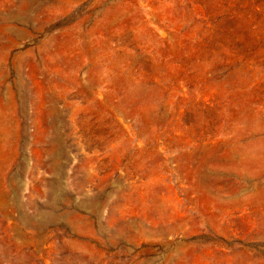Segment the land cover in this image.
I'll return each mask as SVG.
<instances>
[{"label": "rangeland", "instance_id": "374dc122", "mask_svg": "<svg viewBox=\"0 0 264 264\" xmlns=\"http://www.w3.org/2000/svg\"><path fill=\"white\" fill-rule=\"evenodd\" d=\"M0 264H264V0H0Z\"/></svg>", "mask_w": 264, "mask_h": 264}]
</instances>
